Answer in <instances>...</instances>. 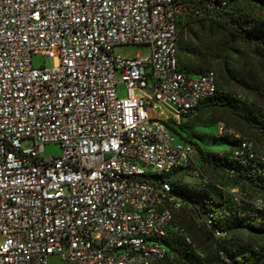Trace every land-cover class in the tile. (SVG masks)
Segmentation results:
<instances>
[{
  "label": "built area",
  "instance_id": "obj_1",
  "mask_svg": "<svg viewBox=\"0 0 264 264\" xmlns=\"http://www.w3.org/2000/svg\"><path fill=\"white\" fill-rule=\"evenodd\" d=\"M231 1L0 0V264H162L163 240L185 237L171 210L190 208L167 178L207 182L170 127L217 94L213 71L182 72L179 23ZM125 45L150 55L114 57ZM36 54L52 66L34 69ZM216 135L238 142L235 161L264 165L254 142L221 123ZM47 145L60 154L43 157ZM232 197L264 212L262 197Z\"/></svg>",
  "mask_w": 264,
  "mask_h": 264
},
{
  "label": "trees",
  "instance_id": "obj_2",
  "mask_svg": "<svg viewBox=\"0 0 264 264\" xmlns=\"http://www.w3.org/2000/svg\"><path fill=\"white\" fill-rule=\"evenodd\" d=\"M243 4L257 6L260 10H264V0H232L224 8H201V18L195 19L191 15L185 16V21L179 23V29H185L194 22L214 19L216 25L231 42H240L252 46L254 55L264 65V22L242 13L239 5L243 6ZM179 65L186 75H199L205 72H192L180 62ZM220 71L225 74L228 82L234 83L238 88L252 89L246 76L236 69L234 70L228 64H224ZM205 107L214 114H220L227 121L228 126L234 129L233 131L242 138L248 139L244 136L250 137L254 141L248 140L264 149V106L259 107L251 102L224 95L217 86V94L214 97L201 102L183 119L192 117L197 111ZM215 124L213 121L198 122L194 118L184 125L187 128L208 129ZM179 125L180 123L173 128L170 127V130L181 140L192 144L196 148L198 161L203 170L206 165L220 170L230 179L247 184L264 198V165L254 161L242 164L232 159L231 152L238 146L236 140L229 137H218L215 125V138L224 144L228 154L225 157L212 154L201 150L193 141L181 138L178 134ZM179 175L182 174L173 173L172 176L167 178V182L170 184V195L179 197L189 203V209L200 220L201 227L205 229L208 235L209 243L213 248L214 259L208 262L205 256L204 260H200L195 254L196 248L194 249L191 244H188L184 237L176 234H169L163 240L167 255L169 251L168 241L176 237H182L181 241H175L174 246H170V249L178 261L183 264H264V248L262 246H257L253 242L236 241L233 238L235 234L245 232L254 239H263L264 212H256L248 206L234 202L225 190L216 186H208L207 182H202L200 186L180 184L173 179ZM208 214L211 215L209 228L203 223L204 217ZM214 230L222 233L224 237L215 239L213 236ZM166 258L162 264H164Z\"/></svg>",
  "mask_w": 264,
  "mask_h": 264
},
{
  "label": "rangeland",
  "instance_id": "obj_3",
  "mask_svg": "<svg viewBox=\"0 0 264 264\" xmlns=\"http://www.w3.org/2000/svg\"><path fill=\"white\" fill-rule=\"evenodd\" d=\"M239 8L242 10V13L264 22V10H260L257 6L243 4V6L239 5ZM112 52L114 57L125 60L135 58L143 60L147 59L150 55V50L147 46L137 45L116 46ZM178 59L183 66L192 72L213 71L217 78L218 89L222 94L233 96L241 101L251 102L259 107L264 106L263 63L254 55L252 46L240 42H231L216 25L214 19L194 22L185 29H179ZM224 64H228L234 70L236 69L238 72L244 74L247 80H249L252 89H241L234 83L228 82L225 74L220 71ZM31 65L34 69L47 68L52 66V60L45 58L41 54H36L31 58ZM115 77L116 81L120 80L119 74H116ZM117 95L119 98L125 97V88L122 84L117 85ZM194 118L198 122L213 121L216 124L221 123L231 128L228 126L227 121L220 114H214L205 107L197 111L192 117L181 119L178 127V134L181 138L193 141L201 150L224 157L227 156L226 147L215 138L216 124L208 129L187 128L184 124ZM244 137L254 141L250 137ZM22 147H29V143L23 142ZM59 154L60 150L58 146L47 145L44 148L43 157L58 156ZM203 172L208 186L222 188L231 198L239 194L245 195L248 200H255L261 197L257 191L247 184L230 179L220 170L206 165ZM173 179L183 185L200 186L202 184V181L194 180L188 174H182ZM171 211L176 225L184 232V238H187L194 248L206 256L208 262L212 261L214 259L213 248L209 243L205 229L200 225V220L188 207ZM182 237H176L168 241L169 251L164 264H183L178 261L170 249V246L173 247L175 241H181ZM233 238L240 242H253L257 246L264 248V238L254 239L245 232H239ZM49 264L62 263L57 257H51Z\"/></svg>",
  "mask_w": 264,
  "mask_h": 264
},
{
  "label": "crops",
  "instance_id": "obj_4",
  "mask_svg": "<svg viewBox=\"0 0 264 264\" xmlns=\"http://www.w3.org/2000/svg\"><path fill=\"white\" fill-rule=\"evenodd\" d=\"M180 62V61H179ZM181 64V63H180Z\"/></svg>",
  "mask_w": 264,
  "mask_h": 264
}]
</instances>
